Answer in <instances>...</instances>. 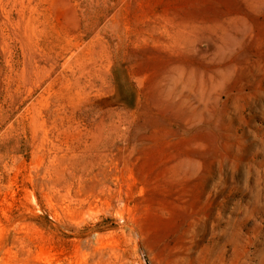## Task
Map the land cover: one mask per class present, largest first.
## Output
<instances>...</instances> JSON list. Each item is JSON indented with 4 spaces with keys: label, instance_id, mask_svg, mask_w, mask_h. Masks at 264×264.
I'll list each match as a JSON object with an SVG mask.
<instances>
[{
    "label": "rangeland",
    "instance_id": "1",
    "mask_svg": "<svg viewBox=\"0 0 264 264\" xmlns=\"http://www.w3.org/2000/svg\"><path fill=\"white\" fill-rule=\"evenodd\" d=\"M0 264H264V0H0Z\"/></svg>",
    "mask_w": 264,
    "mask_h": 264
}]
</instances>
